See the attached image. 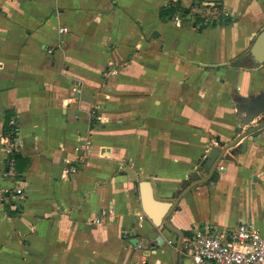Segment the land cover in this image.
<instances>
[{
  "label": "crops",
  "instance_id": "1",
  "mask_svg": "<svg viewBox=\"0 0 264 264\" xmlns=\"http://www.w3.org/2000/svg\"><path fill=\"white\" fill-rule=\"evenodd\" d=\"M171 1L0 0V190L13 191L0 194V264H171L181 236L142 217L124 167L159 198L176 193L169 220L186 245L197 228L264 236V140L187 192L209 173L201 156L234 140L239 98L264 93V64L242 66L264 0H178L190 12L161 18ZM104 209L113 217L92 222Z\"/></svg>",
  "mask_w": 264,
  "mask_h": 264
},
{
  "label": "water",
  "instance_id": "2",
  "mask_svg": "<svg viewBox=\"0 0 264 264\" xmlns=\"http://www.w3.org/2000/svg\"><path fill=\"white\" fill-rule=\"evenodd\" d=\"M200 3V0H196V4ZM247 57H250L253 61L254 67L264 64V28L254 38L248 54H246L243 59H247ZM242 66H246V60L242 62ZM262 96H264V93L252 97L251 100L253 101L247 104L244 103L243 98H239L242 104L239 103L237 105V114L239 113L242 115L244 113L246 117L242 119L236 118L238 127L233 135L234 140L224 145H212L208 152L201 156L196 164V169L199 167L204 168L208 170L209 173L206 177L196 180L189 185L187 187V192L194 186L211 180L221 160L247 152L250 142L257 143L259 140H264V103L260 101ZM118 171L121 174H127L133 180H139L138 185L141 189L142 197V217L146 216L150 218L156 227L164 224V226H167L170 230L181 236L178 238L177 245H174L175 249L171 248L169 252L171 264H187V260H189V250L186 246V242L182 240V232L172 226L169 220L177 204V202L175 203L176 200L174 201L176 193L172 195V198L161 199L155 194L152 176L137 174L129 167H124ZM195 175H198L197 171ZM253 179L256 180V176H254ZM157 241L159 245H162L164 239L162 236H158ZM131 242L137 244L139 238L134 237L131 239ZM166 252L167 251H164V253ZM164 264H170L169 260H165Z\"/></svg>",
  "mask_w": 264,
  "mask_h": 264
},
{
  "label": "built area",
  "instance_id": "3",
  "mask_svg": "<svg viewBox=\"0 0 264 264\" xmlns=\"http://www.w3.org/2000/svg\"><path fill=\"white\" fill-rule=\"evenodd\" d=\"M230 14L229 11L224 12L226 17ZM174 21L177 26H181L183 22L178 16L174 17ZM59 32H67V27H61ZM95 113L96 111H93L92 115ZM80 141L82 143L78 145L79 148H89L87 140L80 137ZM12 146L15 147L14 144ZM76 162L81 164L82 161L78 159ZM66 171L70 176L76 175L78 167L73 166ZM15 191L17 194L23 193L21 188ZM12 193L11 188L0 190L3 197H8ZM113 214V209H104L92 222H100L102 216L113 217ZM186 246L189 250L188 256L194 264H264V236L252 223H242L235 230L226 232H211L197 228L188 238Z\"/></svg>",
  "mask_w": 264,
  "mask_h": 264
},
{
  "label": "trees",
  "instance_id": "4",
  "mask_svg": "<svg viewBox=\"0 0 264 264\" xmlns=\"http://www.w3.org/2000/svg\"><path fill=\"white\" fill-rule=\"evenodd\" d=\"M191 8L185 7L184 5H182L178 0H174L171 1L169 4H167L166 6H163L159 12V15L161 18H173V15H175V13H181L182 15H186V13L190 12ZM199 18V17H198ZM246 60V66H253V61L250 59V57H247ZM235 65V64H232ZM6 121L4 124V134L8 135L10 137V139L13 140V138L17 135V130L15 129V127L13 125L10 124V115L9 113H6ZM10 157L14 158L16 163L17 162H29L27 158L22 157L19 153H15V151L13 150V148L10 151ZM17 167V166H16ZM18 168V167H17ZM217 179V176L214 174L212 177V181H215ZM192 235V234H191Z\"/></svg>",
  "mask_w": 264,
  "mask_h": 264
}]
</instances>
